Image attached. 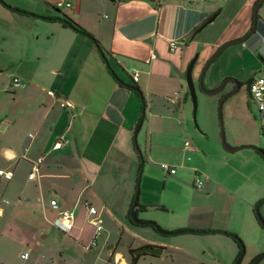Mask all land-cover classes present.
I'll return each instance as SVG.
<instances>
[{"label": "crops", "instance_id": "0c3cea01", "mask_svg": "<svg viewBox=\"0 0 264 264\" xmlns=\"http://www.w3.org/2000/svg\"><path fill=\"white\" fill-rule=\"evenodd\" d=\"M25 1L22 5L0 0V6L13 5L0 13L8 16L6 25L33 18L42 33L38 39L53 42L55 36V43L60 45H55V53L37 50L33 57L20 62L27 65L28 71H19L12 81L20 78L24 87L13 89L12 81L0 85L2 91L24 89L15 97L23 102V110L15 111L2 125L10 129L12 143L0 146V169L12 171L13 177L0 178V264H128L122 253L108 246V237L102 233L95 239V246L85 249L94 233L85 203H96L100 218L102 214L115 224L120 219L128 223L126 216L141 163L134 132L145 118V98L154 95L162 99L163 120L171 119L173 107L186 120L187 97L182 85L186 84L190 61L197 56L193 66L197 77L223 45L247 35L254 0H244L229 27L212 42L197 37L221 11L214 0ZM52 4L69 8L81 27L92 35V44L86 36L63 28L55 20L60 16ZM212 16L214 20L196 33ZM2 32L6 36L8 29ZM244 41L252 51L247 54L246 47H240L242 54H258L264 63V18L257 16L256 32ZM172 42L177 46L175 51H170ZM49 56L57 60L46 65ZM131 72L138 75L137 82ZM263 72L264 67L260 75ZM36 74L52 79L47 83ZM226 82L237 83L232 79ZM239 87L241 90L240 84ZM48 88L51 90L46 91ZM176 91L179 94H174ZM241 108L246 111L243 103ZM165 126L161 123L158 128L163 135ZM62 138L67 144L54 150V144ZM35 166L36 178L29 180ZM53 199L61 209L74 212L73 228L68 234L53 225L56 213L49 206ZM142 205L137 214L145 211L146 204ZM204 225L202 221L194 224ZM206 232L226 235L219 230ZM145 247L161 249L143 241L138 250ZM25 253L27 259L21 257ZM144 255L149 254L132 255L129 260H135V264Z\"/></svg>", "mask_w": 264, "mask_h": 264}, {"label": "rangeland", "instance_id": "374dc122", "mask_svg": "<svg viewBox=\"0 0 264 264\" xmlns=\"http://www.w3.org/2000/svg\"><path fill=\"white\" fill-rule=\"evenodd\" d=\"M243 1L214 0L221 11L197 40L214 41L229 27ZM258 1L254 0L253 4ZM11 2L27 3L25 0ZM9 6L13 7L1 5L0 13H5L4 9ZM52 7L82 26L69 8H58L56 4H52ZM257 16L264 18V2ZM6 17L0 14V85H8L19 71H28L27 65L20 64L24 58L33 57L37 50L50 55L56 52L55 45H60L55 43V36L53 42L41 37L38 39L42 33L40 28L35 27L37 20L21 18L19 22L7 26ZM4 28L8 29L6 36L2 32ZM87 41L92 44L90 39ZM240 47H246L247 54L252 51L246 41L233 44L208 66L205 64L197 77L194 67L192 79L197 95L195 121L187 85L184 84L182 92L187 97L186 120L181 111L174 107L170 111L171 119L160 118L164 114L162 99L151 95L145 98V118L137 134V145L143 159L138 177V205L146 204L145 211H139L137 219L153 223L169 233L219 230L226 235L183 233L162 236L151 226L130 225L124 219L115 224L101 214L102 234L108 237V246L122 253L128 264H132L129 257L135 254L143 241L161 246L162 252L158 256H141L135 264H234L242 249L244 254L240 264H251L264 255V229L255 215V208L259 205V214L264 220V135L257 108L250 100L247 89L248 83L260 75L264 63L258 54L243 55ZM56 60V56H49L45 62L51 65ZM35 77H43L47 83L52 79L43 74H36ZM228 79L240 84L241 90L231 101L223 103L219 115L220 93L209 95L206 92L219 88ZM225 86L228 89L230 84ZM23 91H13L12 88L2 91L0 87V146L12 143L10 129L5 130L2 125L10 121L15 111L23 110V102L15 99ZM241 103L246 106L245 112ZM161 123L166 125L167 134L160 133L158 128ZM221 131L229 148H245L227 152L223 147ZM185 143L189 144L188 148ZM161 164L174 167L175 174H166L160 169ZM195 174L200 178L201 189L194 185ZM92 206L100 212L96 203ZM201 221L205 227L194 226ZM227 234L235 236L237 242ZM257 264H264V257Z\"/></svg>", "mask_w": 264, "mask_h": 264}, {"label": "built area", "instance_id": "2783aa9c", "mask_svg": "<svg viewBox=\"0 0 264 264\" xmlns=\"http://www.w3.org/2000/svg\"><path fill=\"white\" fill-rule=\"evenodd\" d=\"M170 51H175L177 46L174 42L170 43L169 45ZM152 59H155V56H152ZM131 77L134 82H137L138 75L136 73L131 72ZM25 84L21 82L19 79L14 78L12 81V88L17 89V88H22L24 87ZM248 94L250 100L255 104L257 108V114L258 118L260 120V127H261V132L264 135V72L251 80L248 85ZM48 95H51L50 92L47 93ZM69 104H67V107ZM65 144H67V141L62 138L59 139L55 144H54V150H59L61 149ZM189 144L185 143V147L188 148ZM43 159V156H39L38 161L40 162ZM160 169L164 171L168 175H174L175 174V168L174 167H169L165 164L160 165ZM37 166H35L32 170V172L28 175L29 180H33L36 178L37 175ZM13 177V172L12 171H5L3 169H0V178L5 179V180H10ZM194 185L196 188L201 189L202 183L200 181V178L197 174L194 175ZM49 206L53 211L56 213V218L53 221V225L60 230L64 234H68L71 229L73 228V223H74V212L69 209H61L58 202L56 200H51L49 202ZM85 207L87 209V213L89 216V224L93 227L94 233H93V239L89 245L85 247L86 250L90 249L91 247L95 246V239L99 237L103 231L102 228V222L100 218V214L97 211L95 207H92L88 203H85ZM23 259H27L28 254L25 253L24 255L21 256Z\"/></svg>", "mask_w": 264, "mask_h": 264}, {"label": "water", "instance_id": "95a60500", "mask_svg": "<svg viewBox=\"0 0 264 264\" xmlns=\"http://www.w3.org/2000/svg\"><path fill=\"white\" fill-rule=\"evenodd\" d=\"M264 2V0H259L254 8H253V16H252V26H251V29L250 31L247 33V35H245L244 37L240 38V39H236V40H233V41H230L228 43H226L225 45H223L214 55L213 57L210 59V61H208L207 63V66L208 64L214 60L220 53L221 51L228 45H232V44H237V43H241L243 42L247 37H249L250 35H252L253 33L256 32V29H257V13H258V9L260 7V5H262V3ZM215 16H212L211 18H209L203 25H201L197 30H196V33L200 30H202L207 24H210L213 20H214ZM196 58L197 56H195L189 63L187 69H186V74H185V81H186V85H187V89H188V94L190 96V99H191V102H192V107H193V120L195 121V116H196V110H197V95H196V90H195V87H194V84H193V80H192V70H193V66H194V63L196 61ZM106 61V60H105ZM206 66V67H207ZM203 74L204 72L202 73V77H203ZM201 82V80H200ZM225 83L226 81H224L222 83V85L213 90V91H209V92H206L208 93L209 95H213V94H217L218 92H220L223 87L225 86ZM224 100L225 98H222L220 99V102H219V106H218V112H219V115H221V108H222V105L224 103ZM141 122H142V119L139 121L136 129H135V132H134V145H135V149L141 159V164L143 166V159H142V156H141V153H140V150H139V147L137 145V134H138V131L141 127ZM221 122V120H220ZM221 138H222V143H223V147L224 149L229 152V153H233L235 151H238L240 150L241 148H245V147H240V148H229L225 142H224V138H223V131H221ZM142 170V168H141ZM140 170V172H141ZM140 175V173H139ZM138 184H139V180H138ZM138 199H139V188H138V185L136 187V192H135V195H134V198H133V201H132V204H131V208H130V212H129V217H130V220L132 222L133 225H136V226H144L146 224V222H142V221H139L137 219V211H138ZM255 215H256V220L258 222V224L264 228V220L262 219V217L260 216L259 214V205L255 208ZM153 228L155 229V231L162 235V236H169L171 234H183V233H195V234H206L208 232H204V231H192V230H180V231H177L175 233H169V232H165V231H162L158 226H154L153 225ZM162 252L161 249H158V248H154V247H145V248H142V249H139L138 251L135 252L134 256H138L139 254H149V255H152V256H158L160 253ZM244 254V249L241 250L240 254H239V257L236 259L235 263L234 264H238V262L240 261L242 255ZM264 257L261 256L259 257L258 259H256L253 263L251 264H257L262 258Z\"/></svg>", "mask_w": 264, "mask_h": 264}, {"label": "trees", "instance_id": "16d2710c", "mask_svg": "<svg viewBox=\"0 0 264 264\" xmlns=\"http://www.w3.org/2000/svg\"><path fill=\"white\" fill-rule=\"evenodd\" d=\"M54 9V11L60 16V17H58V18H55V20H57V21H59L60 23H61V26L63 27V28H71V29H73L75 32H77V33H79V34H81V35H84V36H86V37H88L89 39H91V40H94L93 39V37H92V35L89 33V32H87L85 29H83L82 27H80L79 25H77V24H75L72 20H70L68 17H66L65 15H63L58 9H56V8H53ZM96 45H97V47L98 48H100V45H99V43L98 42H96ZM141 102H143V104H144V100H143V98L141 99ZM140 158V157H139ZM141 159H139V161H140ZM143 161V160H142ZM141 167H142V164L139 162V167H138V170L140 171L141 170ZM134 198V197H133ZM138 208H139V206H138ZM126 219H127V221H128V223L130 224V225H133L132 224V222H131V220H130V217H129V213L127 214V216H126ZM153 223H150V222H146V224L144 225V226H151L152 228H153ZM264 229V228H263ZM228 236H230L234 241H236L237 240V238L235 237V236H232V235H229V234H227ZM237 242V241H236ZM133 262L132 263H134L135 262V260H132Z\"/></svg>", "mask_w": 264, "mask_h": 264}, {"label": "flooded vegetation", "instance_id": "af4514ba", "mask_svg": "<svg viewBox=\"0 0 264 264\" xmlns=\"http://www.w3.org/2000/svg\"><path fill=\"white\" fill-rule=\"evenodd\" d=\"M228 84H230V87L228 89H226L227 86H224L223 89L220 92H218V94L220 93L221 99L225 98L224 102L231 101L235 97V95L240 91V87L238 83L231 82ZM228 84L226 83L225 85ZM238 264H240V261L238 262Z\"/></svg>", "mask_w": 264, "mask_h": 264}]
</instances>
